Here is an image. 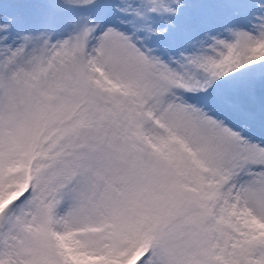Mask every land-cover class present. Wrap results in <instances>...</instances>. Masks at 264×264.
Returning a JSON list of instances; mask_svg holds the SVG:
<instances>
[{
  "label": "snow or ice",
  "instance_id": "snow-or-ice-1",
  "mask_svg": "<svg viewBox=\"0 0 264 264\" xmlns=\"http://www.w3.org/2000/svg\"><path fill=\"white\" fill-rule=\"evenodd\" d=\"M0 264H264V0H0Z\"/></svg>",
  "mask_w": 264,
  "mask_h": 264
}]
</instances>
